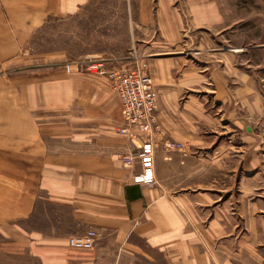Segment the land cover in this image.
Returning <instances> with one entry per match:
<instances>
[{"label":"crops","instance_id":"0c3cea01","mask_svg":"<svg viewBox=\"0 0 264 264\" xmlns=\"http://www.w3.org/2000/svg\"><path fill=\"white\" fill-rule=\"evenodd\" d=\"M90 1L0 0V232L57 264H264V149L253 146L260 138L245 100L231 101L226 87L218 95L211 73L142 48L158 93L155 124L145 137L123 134L108 81L122 55L88 53L104 70L78 74L66 69L67 51L27 52L48 20L85 17ZM170 4L127 0L125 20L116 14L104 26L149 39V29L170 26L154 19ZM145 140L152 184L136 182L137 158L123 164ZM90 229L94 247L72 253L68 239Z\"/></svg>","mask_w":264,"mask_h":264},{"label":"rangeland","instance_id":"374dc122","mask_svg":"<svg viewBox=\"0 0 264 264\" xmlns=\"http://www.w3.org/2000/svg\"><path fill=\"white\" fill-rule=\"evenodd\" d=\"M170 1L172 8H178V11H160L158 18L155 12L154 17L157 22L163 21L170 26L149 29V39H135V32L132 34L127 27L104 26L109 16L118 14L122 21L125 20L127 0H91L86 12L88 15L85 17L48 20L34 33L26 50L42 54L56 50L67 51L69 58L65 64L66 69L71 65V70L67 71L78 74H102L104 70L99 58L84 57L88 53L120 54L123 58L118 61L121 65L119 73L108 74L113 92L118 96L113 88L115 78L121 77L127 71H140L152 79L157 104L155 81L149 74L147 64L141 61L140 51L142 48L146 50L147 47H152L150 54L159 58L171 57L182 62L185 65L182 71H189L190 67H194L197 73H211V79L219 90L218 95L224 94L221 88L226 87L231 101L236 103L245 100L251 108L249 119L247 118L248 124L256 135V141L258 135L260 138L253 146L264 149V0ZM193 3L196 5H191ZM108 5L110 11L104 12ZM76 64L82 67L81 71L75 70ZM91 64H100V67L90 70L88 66ZM177 72L173 73L174 76ZM202 83L199 95L209 99V92H202L208 82ZM124 123L125 127H128L125 120ZM154 124L155 118L153 127ZM131 129L140 137L146 136ZM213 130L220 132L221 127L218 124L217 129ZM140 151L141 149L136 156ZM139 162L141 163L140 160ZM141 166L143 168L142 163ZM67 248L75 254L92 249H77L71 247L68 241ZM154 257L158 261L161 259L157 254H154ZM0 264L57 263L50 262L47 255L41 256L40 253L32 251L17 238L0 232Z\"/></svg>","mask_w":264,"mask_h":264},{"label":"built area","instance_id":"2783aa9c","mask_svg":"<svg viewBox=\"0 0 264 264\" xmlns=\"http://www.w3.org/2000/svg\"><path fill=\"white\" fill-rule=\"evenodd\" d=\"M90 70H96L100 64H91ZM71 70V65L67 66ZM76 71H81L79 64L75 65ZM114 76H112L113 78ZM113 88L117 92L123 108L124 120L128 127L122 129L123 133H128V129H135L142 135H149L152 131L156 112V92L153 81L150 77L140 71H127L121 77L113 81ZM171 148L181 149V144H170ZM140 153L135 157H125L124 165L131 167L135 158L139 159L143 165V173L136 177L139 184L154 183L153 176V155L149 141H143ZM97 232L93 229L88 230L80 236H73L68 239L71 247L77 249H91L97 240Z\"/></svg>","mask_w":264,"mask_h":264}]
</instances>
